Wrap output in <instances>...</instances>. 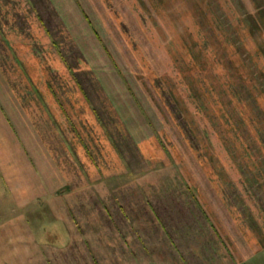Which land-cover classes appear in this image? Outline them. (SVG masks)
Listing matches in <instances>:
<instances>
[{
	"label": "rangeland",
	"instance_id": "rangeland-1",
	"mask_svg": "<svg viewBox=\"0 0 264 264\" xmlns=\"http://www.w3.org/2000/svg\"><path fill=\"white\" fill-rule=\"evenodd\" d=\"M129 184L264 264V0H0V223L55 244L51 196L103 186L111 216Z\"/></svg>",
	"mask_w": 264,
	"mask_h": 264
},
{
	"label": "crops",
	"instance_id": "crops-1",
	"mask_svg": "<svg viewBox=\"0 0 264 264\" xmlns=\"http://www.w3.org/2000/svg\"><path fill=\"white\" fill-rule=\"evenodd\" d=\"M118 191L121 210L117 209L116 215L101 217L86 215L97 211L96 202L102 204L103 198L110 199L103 186L51 196L47 213L56 232L55 244L49 241L47 228L38 233L25 217L13 216L0 223V264L230 263L226 256L211 259L207 242L195 240L193 246V227L179 229L176 219L161 224L154 218L148 205L151 202L141 199L140 193L146 192L144 187L129 184ZM115 204L113 208L117 207ZM88 219L83 228L82 220Z\"/></svg>",
	"mask_w": 264,
	"mask_h": 264
}]
</instances>
